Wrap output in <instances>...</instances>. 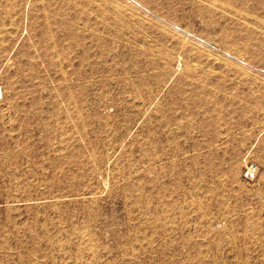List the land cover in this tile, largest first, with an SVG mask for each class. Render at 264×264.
Returning a JSON list of instances; mask_svg holds the SVG:
<instances>
[{
	"label": "rangeland",
	"instance_id": "rangeland-1",
	"mask_svg": "<svg viewBox=\"0 0 264 264\" xmlns=\"http://www.w3.org/2000/svg\"><path fill=\"white\" fill-rule=\"evenodd\" d=\"M0 264H264V0H0Z\"/></svg>",
	"mask_w": 264,
	"mask_h": 264
}]
</instances>
